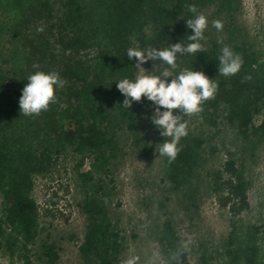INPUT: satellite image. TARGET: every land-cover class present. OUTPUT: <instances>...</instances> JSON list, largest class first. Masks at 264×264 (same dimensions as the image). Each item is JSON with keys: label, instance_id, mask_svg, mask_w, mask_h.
I'll use <instances>...</instances> for the list:
<instances>
[{"label": "trees", "instance_id": "trees-1", "mask_svg": "<svg viewBox=\"0 0 264 264\" xmlns=\"http://www.w3.org/2000/svg\"><path fill=\"white\" fill-rule=\"evenodd\" d=\"M188 4L204 15L216 8L213 19L222 29L212 21L205 51L178 56L174 69L159 61L144 66L156 75L167 69L173 78L184 69L204 71L218 85L199 114L183 117L188 135L181 139L176 159L170 162L165 156L166 201H177L192 221L203 199L208 144L194 124H223L246 149L264 142V52L239 21L242 1L0 0V254L21 264L59 260L56 242L42 238L34 191L39 176L52 174L63 156L73 154L87 220L80 249L84 264H122L127 245L112 216L113 168L128 148L151 157L163 138L146 118L152 115L151 104L145 100L122 108L124 97L115 83L140 75L141 68L126 56L129 48L163 49L184 38L188 43ZM221 41L243 60L240 72L231 77L218 74ZM36 71L58 72L66 83L47 111L24 116L19 100ZM237 160L231 154L222 169L209 172L211 189L229 210L230 231L222 247H203L197 264H264V215L255 222L244 215L250 210L251 184L244 162ZM159 243L172 264H190L173 217L164 222Z\"/></svg>", "mask_w": 264, "mask_h": 264}, {"label": "rangeland", "instance_id": "rangeland-1", "mask_svg": "<svg viewBox=\"0 0 264 264\" xmlns=\"http://www.w3.org/2000/svg\"><path fill=\"white\" fill-rule=\"evenodd\" d=\"M239 21L250 40L264 52V0H241ZM216 8L205 12L212 28ZM144 69L145 66L143 65ZM141 68L140 75L145 70ZM262 117H257L259 125ZM207 138V162L202 172L206 183L203 199L195 219L190 221L177 201H166L164 184L165 156L155 152L149 158L141 157L128 148V153L113 168L110 187L113 190L112 216L126 238L127 249L122 264L134 259L135 264H172L159 243L164 222L173 217L177 230L189 253L190 264H197L203 247L218 249L227 240L230 214L210 187V173L222 169L231 154L244 162L249 190L250 210L245 212L249 221L264 215V142L246 149L235 131L225 125L219 128L194 124ZM78 159L73 154L63 156L53 173L36 179L34 197L40 207L41 234L45 240L56 242L60 258L55 264H84L81 247L87 230L83 211L81 181L77 175ZM89 162L86 165L87 169ZM209 173V175H208ZM175 204V205H174ZM0 264H21L18 260L0 254Z\"/></svg>", "mask_w": 264, "mask_h": 264}, {"label": "clouds", "instance_id": "clouds-1", "mask_svg": "<svg viewBox=\"0 0 264 264\" xmlns=\"http://www.w3.org/2000/svg\"><path fill=\"white\" fill-rule=\"evenodd\" d=\"M192 17L186 22L191 34L186 36L188 43L168 45L163 49L150 51L139 48H129L127 58L134 61V66L143 68L149 61L161 62L168 68L177 66L178 56H190L205 51V32L208 28L207 17L200 13L195 4L186 5ZM213 27L221 30L223 25L217 20ZM38 31H43L39 28ZM218 57V74L231 77L240 72L243 60L231 47L223 45ZM145 70V69H144ZM144 75H137L134 79L123 78L117 81L116 87L124 97L122 108L131 109L135 103L148 101L152 106V115L146 117L163 138V143L156 146V152L166 156L169 161L176 159L180 151V141L188 135V123L184 116L199 114L203 104L215 97L218 85L215 79H210L204 71L184 69L174 78L172 73L165 69L160 74H151L145 70ZM60 74L55 71H36L29 75L27 84L22 89L19 108L24 116H39L55 103L56 92L65 86ZM127 264H135L129 259Z\"/></svg>", "mask_w": 264, "mask_h": 264}]
</instances>
